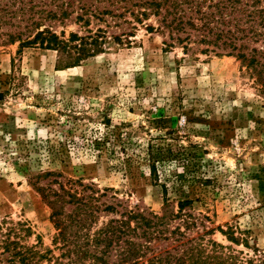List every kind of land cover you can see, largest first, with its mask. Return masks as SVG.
<instances>
[{"label": "rangeland", "instance_id": "rangeland-1", "mask_svg": "<svg viewBox=\"0 0 264 264\" xmlns=\"http://www.w3.org/2000/svg\"><path fill=\"white\" fill-rule=\"evenodd\" d=\"M76 17L77 10L46 26L66 39L101 30L104 46L73 67L57 51L0 38V238L11 228L23 244L52 251V264H72L54 242L52 211L36 190L38 176L57 173L60 182L82 180L104 195L101 209L115 207L100 213L91 235L127 211H145L166 216V228L185 232V242L211 252L215 242L228 256L264 260L258 74L221 50L202 53L207 47L194 37L188 46L171 43L153 16L137 23L130 14H93L89 25ZM250 47L264 51L262 43ZM53 179L38 186L59 190ZM178 244L155 240L151 248Z\"/></svg>", "mask_w": 264, "mask_h": 264}, {"label": "trees", "instance_id": "trees-1", "mask_svg": "<svg viewBox=\"0 0 264 264\" xmlns=\"http://www.w3.org/2000/svg\"><path fill=\"white\" fill-rule=\"evenodd\" d=\"M101 4H105L103 10ZM76 10V20L84 21L85 25H89V16L93 14L100 20L105 16L123 18L130 14L137 23L153 16L157 29L168 32L171 43L188 46L194 37L207 47L202 53L213 52L209 50L213 47L247 63L258 74L264 92V81H261L264 51L250 47L251 44L264 45L263 0H0V38L6 37V42L11 44L19 42L22 47L38 45L44 50L57 51L66 56L67 67L76 66L103 53L102 31L96 34L89 31L85 36L70 33L66 39L64 32L58 35L52 26H46L47 23L63 24ZM147 29L155 30L153 26ZM50 177H54L51 183L58 184L59 190L49 188L50 185L38 186L39 181ZM62 178L61 174L44 173L36 179V190L52 211L50 217L58 229L54 242L62 244L61 249L67 248L72 264H81L86 259L92 264H264L261 259L242 261L228 256L215 242H211L212 252L201 244L193 245V240L185 242V232L166 228V216L145 211H127L121 219L110 220L91 235L100 213H114L115 207L108 205L101 209L98 199L104 195L97 197L99 192L84 185L82 180L60 182ZM187 205L191 202L180 204V210ZM67 206L72 208L70 212L66 211ZM71 228L75 229L74 233L69 232ZM171 239L179 243L172 250L159 252L151 248L155 240L169 242ZM21 241L11 228L1 234L0 264H52V251L43 253ZM188 243L191 247L179 251ZM113 252L116 259L111 261Z\"/></svg>", "mask_w": 264, "mask_h": 264}]
</instances>
